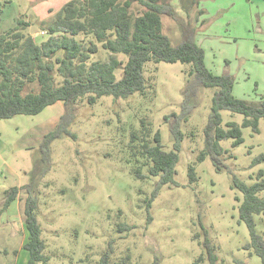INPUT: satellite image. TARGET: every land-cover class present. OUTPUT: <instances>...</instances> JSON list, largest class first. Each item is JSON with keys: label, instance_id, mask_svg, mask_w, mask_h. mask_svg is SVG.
<instances>
[{"label": "rangeland", "instance_id": "1", "mask_svg": "<svg viewBox=\"0 0 264 264\" xmlns=\"http://www.w3.org/2000/svg\"><path fill=\"white\" fill-rule=\"evenodd\" d=\"M70 0H0V31L29 23L26 32L41 44L48 39L54 14ZM177 16L192 21L180 0H171ZM205 13L197 41L206 51V64L221 74L235 76L234 95L251 101L264 94V0H200ZM205 21L201 24V21ZM165 32L174 43L182 39L178 22L164 16ZM85 46L92 36L80 35ZM92 60L109 61L111 54L98 44ZM127 61L125 54H114ZM146 94L127 98L110 95L89 103L78 101L69 130L54 139L50 159L42 163L40 145L65 112L58 101L34 115L18 114L0 119V204L5 190L18 186L21 196L0 212V264H26L24 248L29 231L24 202L37 199L36 215L46 243L44 260L36 264H79L105 252L111 264H264L255 253L250 231L240 219L244 194L234 185L238 177L247 184L258 180L264 161V118L259 131L243 126L242 113L222 110V127L232 121L241 126L244 141L233 145L223 139L224 164L218 169L211 156L198 157L205 148L217 88L201 87L197 105L185 113L184 89L191 78V64L148 61ZM122 70L116 71L121 77ZM145 127L162 136L165 150L179 143L174 182L160 184V175L139 178L134 172L132 133L144 136ZM176 127L182 138L174 135ZM194 166L197 179L192 180ZM32 184L33 187H30ZM27 186V187H26ZM264 197V191L258 194ZM26 203V202H25ZM256 230L264 236V215H255ZM127 228L120 230V226ZM209 243V248L206 242ZM211 254L213 257H211ZM203 259H200L201 257ZM123 264V263H122Z\"/></svg>", "mask_w": 264, "mask_h": 264}, {"label": "trees", "instance_id": "2", "mask_svg": "<svg viewBox=\"0 0 264 264\" xmlns=\"http://www.w3.org/2000/svg\"><path fill=\"white\" fill-rule=\"evenodd\" d=\"M200 0H180V4L192 21L179 18L171 0H70L54 14L48 25V39L38 44L26 32L29 23L22 20L18 26L0 31V119L11 118L18 114L34 115L46 107L63 101L65 112L54 130L47 133L40 145L42 163L50 159V144L64 134H74L69 130L73 112L78 101L94 103L98 98L110 95L127 98L134 93L146 94L153 85L145 77L146 63L168 62L191 64L188 72L190 79L184 89L185 113L189 116L197 105L201 87H215L209 123L205 129V148L198 159L203 161L211 156L218 169L224 164L221 155L224 150L220 144L223 139L233 138V145L243 143L242 128L236 122H228L222 127L221 111L242 113L243 126L259 131V121L264 118V94L260 100L251 101L234 95L235 76L229 72L216 74L206 64V51L196 37L200 17L205 13L199 8ZM164 16L178 22L182 39L174 43L165 32ZM195 21V23H194ZM205 21H201L203 24ZM92 36L85 46L80 35ZM98 44L111 54L109 61L92 60L99 50ZM114 54H125L127 61ZM121 69L118 79L116 71ZM144 136L132 133L133 154L137 157L134 172L139 178L146 177L143 166H148V175H160V184L174 182L179 161V146L175 150H165L159 131L148 138L152 129L145 127ZM174 135L182 138L181 132L174 127ZM264 161V154L255 162ZM190 176L196 180L195 168L190 167ZM234 186L244 194L240 206V219L245 222L251 235L249 247L264 261V236L256 230L255 215H264V171L258 172V180L247 184L238 177ZM32 184L30 187H33ZM27 187V186H26ZM24 221L29 231V239L24 248L30 253L26 264H36L44 260L46 243L42 238L41 225L37 219V199L27 190ZM18 186L5 190L0 204V212L21 195ZM21 196V200H22ZM127 228L120 226V230ZM209 248L208 241L206 242ZM211 257L213 255L211 254ZM202 256L200 259H203ZM130 256L123 258L128 264ZM121 263V264H122ZM45 264H48L47 262ZM79 264H111V255L105 252L94 261L91 257L82 259ZM154 264H160L156 259Z\"/></svg>", "mask_w": 264, "mask_h": 264}, {"label": "crops", "instance_id": "3", "mask_svg": "<svg viewBox=\"0 0 264 264\" xmlns=\"http://www.w3.org/2000/svg\"><path fill=\"white\" fill-rule=\"evenodd\" d=\"M174 4V3H173ZM208 65V64H207ZM212 71H214L216 74H219V73H217L218 71H215V70H213L211 67H209ZM17 200V199H16ZM16 200H14L11 204H10V207L15 203V201Z\"/></svg>", "mask_w": 264, "mask_h": 264}]
</instances>
